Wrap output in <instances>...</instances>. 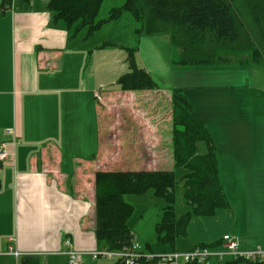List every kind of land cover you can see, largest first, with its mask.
I'll return each instance as SVG.
<instances>
[{"label":"crops","instance_id":"obj_1","mask_svg":"<svg viewBox=\"0 0 264 264\" xmlns=\"http://www.w3.org/2000/svg\"><path fill=\"white\" fill-rule=\"evenodd\" d=\"M49 1L13 0L11 7L3 9L0 0V143H7L10 154L0 160V264H21L26 255L38 256L40 264H71L73 250L81 253V264H115L121 261L94 254L109 249L95 233V176L103 169L101 99L96 94L106 86L103 74L112 80L129 69L125 70L126 58H120V52L107 60L106 47L113 44L89 43L93 35L86 29L85 34H74L65 21H54ZM263 63L264 59L249 69L224 70L177 64L169 81L171 91L184 89L208 127L218 149L219 179L224 168L237 169L234 182L244 206L233 204L232 208L226 190L232 215L225 216L230 214L233 225L228 229L222 224L218 230L236 238L242 250L264 249V220L255 222L251 217L247 221L245 213L254 208V199L264 202ZM7 129L15 131V141ZM201 142L197 151L207 154L206 142V152H199ZM251 185L259 187V198H248L244 192L243 187ZM184 202L188 204L185 212L175 208L177 219L191 213L187 233L172 243L158 242L156 231L168 202L159 208L155 234L152 229L147 233L130 226L143 252L222 246L223 236L217 240L204 236L207 232L199 231L197 222L217 220L224 209L195 214L185 198ZM200 235L203 240L197 238Z\"/></svg>","mask_w":264,"mask_h":264},{"label":"trees","instance_id":"obj_2","mask_svg":"<svg viewBox=\"0 0 264 264\" xmlns=\"http://www.w3.org/2000/svg\"><path fill=\"white\" fill-rule=\"evenodd\" d=\"M13 0H1V7H11ZM102 0H50L48 9L54 21L63 20L77 34L87 29L91 34L106 21L120 16L113 8L106 19H98ZM141 30L150 35L168 34L174 45L185 54L177 64L192 67L211 66L218 50H252L253 65L260 61L264 47V0H127ZM255 27L254 34L250 27ZM129 70L121 74L117 84L125 91L157 89L153 75L136 63V49L128 48ZM261 57L260 60H258ZM218 58V59H219ZM172 156L176 166L186 169L181 176L185 200L195 214L211 215L228 202L219 179L218 149L208 127L198 118L183 88L171 94ZM208 144L201 155L197 144ZM176 172L172 168L98 170L95 176V233L97 240L109 249L130 246L135 234L129 225L134 207L125 200L126 193H143L154 189L168 204L156 226L157 240L172 243L186 235L191 213L177 219L175 201ZM219 260V259H217ZM158 262L154 261V264ZM264 264L260 259L228 258L219 264ZM21 264H40V258L26 255ZM115 264H123L117 261ZM200 264V263H186Z\"/></svg>","mask_w":264,"mask_h":264},{"label":"rangeland","instance_id":"obj_3","mask_svg":"<svg viewBox=\"0 0 264 264\" xmlns=\"http://www.w3.org/2000/svg\"><path fill=\"white\" fill-rule=\"evenodd\" d=\"M127 0H102L98 19H106L111 15L113 8L120 7V16L114 20L106 21L99 29L91 33L92 39L88 42L92 44H104L109 42L112 46L106 47L105 53L107 60L113 57L116 52L120 58H127L128 48L136 49L135 58L136 63L148 70L158 82L159 88L138 90L135 92H128L121 89L119 84H112L111 82L117 77L105 78L108 73L103 74V81H106V86L97 92L100 95V122H101V152L100 163H102V170H127V169H156V168H172L176 172L175 194L177 201L175 205L177 210L182 213L188 208V204L184 202L183 183L181 176L186 169L181 166H176L172 156V119H171V100L169 95L172 94L170 87L171 68L176 66L177 62L182 57L186 58L185 54L179 47L173 44L168 34H146L141 30V23L137 21L133 12L126 7ZM252 34H254L255 27H250ZM86 29V33H87ZM84 34L85 32L82 31ZM81 32V33H82ZM83 34V35H84ZM88 35V34H87ZM82 38V36H81ZM262 43H258L257 47L261 48L262 55H264V47H260ZM218 56H214V63L211 66H202L206 68H252L253 63L252 50H235L230 48L219 49ZM261 57L258 59L260 60ZM219 58V59H218ZM262 57L261 60H263ZM125 70L129 69V63ZM258 61L255 64H259ZM125 64V65H126ZM264 64V63H263ZM221 66V67H220ZM218 70V69H215ZM122 71L117 73V76ZM116 74V73H115ZM113 76V73L110 74ZM118 79V78H117ZM113 82V83H114ZM171 91V92H170ZM171 97V96H170ZM199 152H206L205 142L199 144ZM155 154L158 156L156 161L160 163L156 165ZM185 169V170H184ZM238 172L236 168H224L222 170L221 179L224 192L227 190L231 207L244 206V201L240 200V193L238 191V184L236 178ZM223 180L225 182H223ZM225 186V187H224ZM259 187L244 186V192L249 194V197L259 198ZM125 199L133 207L134 211L129 219V225L132 228L145 230L147 233L152 229L155 234V225L159 220L157 213L162 204H167V200L158 196L154 189H149L146 192L126 193ZM184 197V198H183ZM253 209L246 210V215L249 218L255 217V222L264 220V208L259 205L264 204L259 199H254ZM229 205L220 207L218 219L198 220L200 230H205L212 240H217L223 235L218 230L223 224L226 228L233 225L232 215L228 209ZM238 209V208H237ZM236 209V212H237ZM228 214L227 218L225 214ZM161 214V213H160ZM159 214V216H160ZM219 221V222H217ZM252 221V220H251ZM252 221V225L255 224ZM248 226L250 227L251 225ZM264 229V225L261 226ZM204 236H197L199 240H203ZM216 242V241H215ZM209 244V243H205ZM222 246L218 245L213 251H221ZM228 256L225 257V259ZM211 261V262H210ZM210 264H219L217 258H212ZM222 261V260H220ZM242 264V263H241Z\"/></svg>","mask_w":264,"mask_h":264},{"label":"built area","instance_id":"obj_4","mask_svg":"<svg viewBox=\"0 0 264 264\" xmlns=\"http://www.w3.org/2000/svg\"><path fill=\"white\" fill-rule=\"evenodd\" d=\"M6 133L12 137V140L15 139V131L13 129H7ZM6 147V142L0 143L1 161L8 159L10 156ZM15 254L18 256L20 253L16 251ZM94 254L95 256L118 258L123 264H149L156 260L164 264L205 263L209 262L212 258L223 260L226 256L250 260H264V249L242 250L239 247L237 239L230 234L223 236L221 251H213V248L207 245H201L185 251L175 250L171 252H161L159 254L145 253L142 250L141 244L133 240L130 246L122 249H105L95 251ZM70 263L81 264V253L76 250L71 251Z\"/></svg>","mask_w":264,"mask_h":264}]
</instances>
